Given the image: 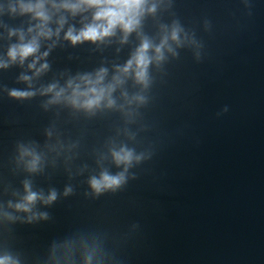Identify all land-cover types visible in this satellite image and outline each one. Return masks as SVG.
<instances>
[{"label":"water","instance_id":"95a60500","mask_svg":"<svg viewBox=\"0 0 264 264\" xmlns=\"http://www.w3.org/2000/svg\"><path fill=\"white\" fill-rule=\"evenodd\" d=\"M9 3L0 0V57L18 39L9 38L7 28L30 26L27 17L9 15ZM172 19L197 44L152 68L149 104L132 126L141 130L130 146L146 157L129 171L136 179L92 199L84 195L88 172L69 180L62 158L33 177L37 188L62 192L71 183L74 193L42 209L49 220L12 226L8 243L26 264H47L53 245L56 257L68 254L67 264H84L86 253H92L90 264L100 255L103 264H264V0H173L160 16L163 23ZM144 30L156 34L151 19ZM62 37L63 31L41 83L59 71L123 64L136 46L135 37L124 46L116 37L93 50L69 47ZM52 43L43 42L41 51ZM26 64L0 70V89L24 87L16 78ZM42 99L13 101L0 90V185L20 187L24 175H14L11 163L16 143L42 145L53 122L62 140L79 141L73 168L87 164L90 170L94 150L122 125L118 113L87 120L66 109L45 112Z\"/></svg>","mask_w":264,"mask_h":264},{"label":"clouds","instance_id":"9594fccd","mask_svg":"<svg viewBox=\"0 0 264 264\" xmlns=\"http://www.w3.org/2000/svg\"><path fill=\"white\" fill-rule=\"evenodd\" d=\"M172 6L173 0H10L9 15L27 17L30 26L26 31L22 27L7 28L8 37L18 39L9 45L6 55L0 57V70L13 66L23 68L27 62L26 70L16 78V83L25 86L10 89L5 86L0 90L6 91L13 101L43 98L40 107L45 112L53 108L66 109L73 117L82 116L87 120L118 113L122 125L105 140L102 148L94 150L95 170H90L87 164L73 168L79 141L62 140L55 122L44 130L42 145L32 140L16 143L12 173H22L24 179L19 188L8 183L0 185V264H26L22 255L8 243L12 226L49 220V213L42 209L73 195L71 183L61 192L55 187L37 188L32 179L43 175L47 168H55L61 158L69 180L88 172L84 195L92 199L117 193L130 178L136 179L135 174L129 176V171L146 157L130 146L141 130L133 131L132 126L140 120V110L149 104L148 93L154 83L152 68H161L169 55L179 57L178 49L186 44H197L194 34H190L179 19L161 22L160 16ZM148 19L153 21L155 35L150 36L144 30ZM53 22L55 30L50 27ZM62 31V40L69 47L87 44L95 46L93 50H96L110 45L116 37L120 46L129 44V38L135 37L136 46L123 64L113 63L108 67L102 62L92 71L75 74L59 71L47 83H41L51 70L47 58ZM50 39L53 43L41 51L43 42ZM120 50L117 48V52ZM55 247L53 245L47 264H61L62 260L67 264L68 254L56 257ZM91 259L92 253H86L84 264H90ZM103 260L100 255L98 264H103Z\"/></svg>","mask_w":264,"mask_h":264}]
</instances>
